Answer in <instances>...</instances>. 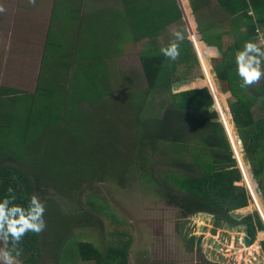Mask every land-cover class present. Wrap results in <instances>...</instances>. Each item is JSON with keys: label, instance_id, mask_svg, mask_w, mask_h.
Masks as SVG:
<instances>
[{"label": "trees", "instance_id": "16d2710c", "mask_svg": "<svg viewBox=\"0 0 264 264\" xmlns=\"http://www.w3.org/2000/svg\"><path fill=\"white\" fill-rule=\"evenodd\" d=\"M122 1L126 7L125 15L120 13L101 17V19H114L112 21H115L113 24L115 26L111 27L112 29H120L126 22L130 26V34L135 37L136 41L144 36L157 35L161 30L182 20V13L176 0ZM189 1L198 24V31L203 36L202 40L210 46L219 48L221 57L213 60L214 71L223 85V92L227 93L228 0ZM239 1L241 6L235 7L232 12L248 11L249 2L238 0V3ZM67 2L69 7L80 4L77 0ZM67 2L62 0L60 8L65 7ZM57 3L58 0L54 3L55 12ZM210 6L213 8L208 9ZM128 8L133 9L135 14L131 13ZM144 9H146L145 14ZM107 30L111 31L109 27ZM52 31L48 35L36 93L29 95L18 89L0 87V199L8 195L7 190L11 186L17 196L16 202L25 206L31 194L35 193L40 196L41 182L48 186L55 184L53 180L48 179L47 175L40 174L38 170L33 169V166H37L36 158H38L36 141L45 134L49 136L50 133L67 131L70 127L77 126V122L85 118V112L79 106L83 103L86 94L91 92L92 83L94 86H97L94 83L95 80L107 83L111 77L103 60L104 57H95L100 51L105 50V46H101V42L96 45L91 43L93 38L99 37V33L94 34L93 31L85 33L88 38H92L88 48L83 49L79 46L74 48L67 45V51H64L65 46L59 39L55 40ZM251 32L256 34L255 29H251ZM50 36H52L51 41ZM195 40L199 45L198 38ZM74 49L77 53L76 57L73 56ZM58 53L61 56L57 57ZM139 59L147 87L143 91L134 93L139 95L135 100L131 99L130 102L124 100L126 104H129V109L121 110V114L124 115L127 112L130 114L129 121L131 122L129 123H133L132 126L135 127L138 135L139 142L135 145L136 149L140 152L145 149L155 151L158 145L167 144L171 148L170 151H166L167 154L168 152L171 154L169 161L174 167L184 170L183 174L172 171L158 179L152 176L153 182L149 181V183L152 182L154 187L151 186V188L156 190L158 196L166 199L170 205L180 208L184 217L208 213L236 226L247 225L250 237L255 241L257 234L264 231V223L259 213L254 212L247 215L239 222L231 215L232 212L249 206V195L245 187L237 185L243 179L242 173L237 167L231 143L224 125L220 122L219 114L210 110L214 105L211 91L204 88L181 93L173 92V85L177 82L196 76L204 77L192 42L185 39L181 43L180 56L174 61L166 58L161 53L160 47L142 50L139 53ZM43 68H46V72ZM47 68H49L48 72ZM206 71L210 77V80L207 78L206 83L209 85L210 82L211 85L213 84L212 87L220 92L214 82L210 66ZM61 75H65L62 85L56 81V77L60 78ZM98 77H103V79H97ZM80 78L83 82L82 87L84 84L88 86H84L77 92L74 89L79 84ZM157 91L167 98L164 112L159 117L145 118L143 111L145 107H151L152 103L149 104L148 100ZM218 95L220 96L218 103L221 113L225 121L229 123L228 109H225L226 104H222L224 95L221 92ZM105 96L111 95L105 94ZM105 96L103 94L98 96L100 99L94 101L93 106L98 104L104 107L114 102H106ZM121 102L124 106L122 100ZM89 108L92 110L94 107ZM230 109L241 135L240 138L246 145L245 152L258 154L259 157V150L264 141V127H255L254 123H251L253 121L248 120L249 107L247 108L238 98L230 101ZM113 114L114 111H109V117H106V111H104V114L94 116L97 117L96 120L104 118L114 123ZM49 127L51 130H48ZM192 139L194 142L191 141ZM186 153L191 157V163L184 159ZM167 154L164 153V155ZM262 156L259 157L261 160L256 159L255 161L259 167H263L256 174L260 189L264 186L262 183L264 153ZM94 161L99 162L97 159ZM122 171L119 176L120 180L126 175V169ZM102 175L97 174V179L92 178L100 181L101 178L103 179ZM261 191L264 194V189ZM97 203L88 202L89 213L83 209L71 215L61 214L62 216L58 218L59 213L52 212L50 218L47 219L45 229L40 234L29 232L22 238L19 246L23 249V254L17 260L23 264H43L46 251H52L54 264H61L69 230L72 227L91 226L92 210H95L97 214L104 213L105 207ZM201 225H204V222ZM46 231L49 233L48 236L45 235ZM261 245L264 250V242ZM127 248L128 243L120 244L119 242L103 252L90 242L77 243L80 260L94 264H127Z\"/></svg>", "mask_w": 264, "mask_h": 264}, {"label": "rangeland", "instance_id": "374dc122", "mask_svg": "<svg viewBox=\"0 0 264 264\" xmlns=\"http://www.w3.org/2000/svg\"><path fill=\"white\" fill-rule=\"evenodd\" d=\"M37 1L38 3L33 6L28 3V0H0V6L5 9L1 16L2 19L0 18L2 23L0 29V87L17 88L23 92L35 90L41 71L44 40L51 24V10L54 3V0ZM61 1L58 0L59 7L57 3L58 18L55 19V22L61 18L58 14ZM79 3L82 9L96 4L89 0H81ZM104 4L105 2L102 0L100 7ZM118 4L121 6L120 1ZM36 8L41 10L42 14L36 13L34 16L30 13ZM181 8L184 9L182 4ZM212 8L210 6L208 9ZM19 11L24 13L20 12L17 16ZM25 13H28L26 18L24 17ZM109 16L111 15L103 14L99 18ZM23 19L25 23L28 22L26 29H24L25 26L21 27ZM112 20H101V24L95 22L94 25L99 27L92 29L94 34L99 33V38L96 37L91 43L93 45L104 43L106 52H111L124 40L129 42L132 36L126 22L120 29L114 28V32L108 31L106 26L115 24V21ZM104 22L107 23L104 24ZM182 22V24L169 27L154 40H146L141 44L136 43L134 48H131L130 45L119 48L121 51L120 61L118 62L116 58L117 63H114L113 66L115 69L124 71H127L128 68L134 70V89L143 91L144 87H147L142 77L144 75L141 71L138 54L147 48L160 47L161 49L162 44H167L172 39V32L177 29L185 32V38H190L188 23L183 20ZM190 26L192 27V25ZM67 32L65 27L62 32L64 34L60 36L57 31H52L55 40L58 37L61 44L65 46L64 51H67L68 43L72 42L69 39L71 36ZM193 32L196 34L194 30ZM194 33H192V39L196 42ZM100 36H105V39L102 40ZM91 39L84 38L83 40L90 41ZM51 40L52 36H50ZM198 42L201 47L198 50L199 53L202 52L203 56L201 53L200 56L206 70L210 63L207 61L205 47L200 40ZM56 56L59 57L61 54L58 53ZM210 67L214 79H216L214 64L212 63ZM43 71L46 72V68H43ZM48 71L49 68H47ZM206 78L210 80L207 71ZM215 81L218 84L217 80ZM104 82L95 80L94 83L97 86H94L93 92L86 94L85 105L82 107L85 118L77 122V126L70 127L67 131L50 133L49 136L45 134L36 141L38 158H36L37 166H33V169L38 170L40 174L47 175L48 179L55 183L48 186L41 182L40 196L37 194L46 205L44 212L46 222L52 212L59 213L58 218L63 214L71 215L75 211L79 213L83 209L88 212L89 201L98 202V205L105 207L104 213L97 214L95 210L91 211L93 215L91 226L68 229L61 264H94L83 262L78 257L77 243L81 241L90 242L103 252L110 246H116L119 242L120 244L126 242L128 243L127 264H264V250L261 245L264 242L262 232L257 234L256 241L251 247L240 242L244 236L245 227L243 225L236 226L227 222L224 228H217L216 235H212L211 219L210 221L202 220L198 215L197 217H184L180 208L170 205L166 199L158 196L156 190L151 188V186L154 187L152 176L158 179L172 171L183 174L184 170L174 167L169 161L171 154L170 152L167 154L166 151H170L171 148L167 144L158 145L155 151L145 149L140 152L136 149L135 145L139 142L137 131L132 126L133 123H129L131 122L129 121L130 114L127 112L123 115L121 110L129 109V104L126 102H130L131 99L135 100L139 95H132L133 93L127 90L123 96L118 97L113 89L114 83L107 86V83ZM84 86L88 85L84 84ZM109 88L111 91L108 90ZM183 89L181 88L177 92L181 93ZM45 91L48 94V90ZM101 94L104 96L110 94L111 96H105L104 100L114 102L108 103L109 105L104 107L93 106L94 101L100 99L98 96ZM154 95L148 100L149 104L152 103L151 107H145L143 111L145 118L159 117L164 112L166 96L160 91L155 92ZM223 95L222 104L225 105L228 102V93L223 92ZM89 107L94 108L91 110ZM226 108L228 109L227 105ZM104 111H106V117H109V111H114L113 120L110 118L114 123L104 118L96 120L97 117L94 115L104 114ZM232 129L235 139H237L236 130ZM48 130H51V127ZM191 141L194 142L193 139ZM236 145L238 146L237 143ZM243 145V149H246L245 143ZM241 155L250 181L252 182V178H254L255 184L259 185L256 174L263 167H259L255 161L256 159L261 160V158L258 157V154H249L245 150L241 151ZM140 157L142 158L140 159ZM95 159L99 162L94 161ZM184 159L191 163L188 153L184 155ZM237 167H239L238 163ZM101 169H103L102 172H99ZM123 169H126V175L120 180L119 176ZM97 174H104L102 175L103 179L95 180ZM92 177L95 179L93 180ZM149 181L152 182L149 183ZM241 183L243 184V182ZM262 183L264 184V178ZM45 189H47L46 192ZM261 189H264V186H261ZM253 190L255 191L254 188ZM260 195L264 206L262 191H260ZM254 212L256 209L250 203L248 207L237 210L231 215L239 222ZM211 215L217 218L216 215ZM203 222L204 225H201ZM65 227L68 228L67 225ZM201 227L204 229L201 230ZM234 229H239V241L236 239L239 233L234 232ZM45 235H49L48 231ZM44 257L43 264H54L52 251H46ZM15 264L22 263L16 260Z\"/></svg>", "mask_w": 264, "mask_h": 264}, {"label": "crops", "instance_id": "0c3cea01", "mask_svg": "<svg viewBox=\"0 0 264 264\" xmlns=\"http://www.w3.org/2000/svg\"><path fill=\"white\" fill-rule=\"evenodd\" d=\"M64 1L67 2L68 0H64ZM89 1L95 2L96 3L95 6L84 7L82 9L81 4L75 5L74 7H71V6L69 7L67 5L68 2L65 3V7L63 6V7L59 8V11H58V14L61 16V18L55 22V19L58 18V15L56 14L55 9H54V3H56V0H54L53 9L51 10V20H50L51 24L48 27V29H49L48 34L44 40L45 46H44L42 61H43L45 49L47 46L48 35L50 34L51 30L57 31L59 33V36H60L61 34H64L62 32L64 31V27H65L67 29V31L69 32V33L68 32L67 33L71 36V37H69V39L72 41L71 43L70 42L68 43V46L71 45L74 48H77L79 46V47H82L83 49H86L89 47V41L83 40L84 38H88V35L86 36L84 34L85 33L87 34L88 31H90V32L93 31L92 29L94 27H99V26H95L94 23L96 22V23L101 24V22L103 21L102 19L99 18L101 15L108 14V15L114 16V15H118L120 13L125 15L124 13H125L126 7L124 6L122 0H104L105 4L102 7H100V3L102 2V0H101V2H100V0L99 1L97 0V2H96V0H89ZM118 1L121 2V6H119ZM148 1L151 2V0H148ZM212 1L216 2L218 0H212ZM247 1L249 2L248 11H246V12L245 11L232 12V10H234L235 7L241 6V3H240V1L238 3V0L237 1L236 0H228V92H227L228 93V102L226 103V105L228 107L229 119L231 118L233 120V115H232L231 109H230V101L233 98H238L241 102H243L247 106V108L249 107V110L247 112L248 120L253 121L251 123H254L255 127L263 128L264 127V78H261V80L257 84H254L251 87H241L242 80L240 79V77L237 73L236 63H235V55L239 50H241L243 48L245 42L253 41L256 43H260L261 41H264V0H247ZM78 2H79V0H77V3ZM176 2L180 8L181 13H182V20L186 21L188 23L189 32L194 33L193 32V30H194L198 36L197 37L196 34L194 33V38H199L200 42L205 47L204 49H205V52L207 53V55H206L207 61H208V63H210V66H211L213 63V60L217 58V53H219V58L221 57V53L219 51V48H217L216 46H210L208 43H206L202 40L203 36L198 31V24H197L196 19L193 15V11H192V8L190 5V1L189 0H180V1L176 0ZM180 2L184 6V9L181 8ZM230 2H231V4H230ZM36 3H38L37 0H36ZM37 8L34 9V11H31L30 13L34 16L36 13H38L39 15L42 14V11L37 9ZM129 10L131 13L135 14V11L133 9H129ZM149 10H151V8ZM183 10L185 11V14L183 13ZM60 11H61V14H60ZM145 11H146V9L143 10L144 14H145ZM4 12H0V18ZM20 12L21 11H19L17 13V16L20 14ZM21 13H24V12H21ZM26 15H28V13L24 14L25 18H26ZM185 15H186V17H184ZM89 16H91L92 18H90ZM94 19H96V21H94ZM182 20L179 23H175L173 25L182 24L183 23ZM105 23H107V22H104V24ZM173 25H171V26H173ZM190 25H192V27ZM1 26H2V23L0 22V29H1ZM26 26H28V22L26 21V23H25V20L23 19L21 22V27H24V29H26ZM113 26H115V25H113V24H111L109 26L107 25L106 28L109 27V29H111V32H114L113 31L114 28L113 29L111 28ZM171 26H169V27H171ZM169 27L165 28L164 30H161V32H159V34H157V35H154L151 37L144 36V38H141L139 41H136L135 37L132 35L131 36L133 38L132 40L130 37L129 42L127 40L120 42L117 48H114V49L111 48L112 49L111 52H106L104 50V51H100L98 55L95 54L96 55L95 57H98V56L101 58L104 57L103 60L106 63V65L108 67L107 70L111 76L109 78V81L107 82V86H110V84L112 82L114 83L115 86L113 85V87H114L113 89H114L115 95H117L118 97H121L126 93L127 90H130V92H132L133 94L138 92V91H142L140 89H134V86H135L134 77H135V75H134L133 69L128 68L127 71H124V70H119V69L114 68L113 64L117 63V61L118 62L120 61L119 58L121 57V54H120L121 51L119 50V48L126 47L127 45H130L131 48L132 47L134 48L136 46V43L141 44V43H143V41H146V40L147 41L154 40L155 37L162 35V33L164 31H166V29H168ZM128 28L130 31V26ZM251 29H255L256 34H253L251 32ZM192 35L193 34H190V38H185V39L192 42ZM34 36L36 38L35 34H34ZM100 37L102 38V40L105 39V36H100ZM57 39H58V37H57ZM94 39H96V37L93 38V40ZM192 44H193V42H192ZM198 44H199V42H198ZM101 46H105V44L102 43ZM193 46H194V44H193ZM197 47L199 49H201V47H199V45H197ZM194 48H195V46H194ZM196 53H197V51H196ZM200 53L202 55V52H200ZM73 56L74 57L77 56V53H75V49L73 52ZM138 56H139V54H138ZM109 58H111V59H109ZM116 58H117V61H116ZM199 62L201 64L200 59H199ZM123 63H125V62H123ZM141 71H142V68H141ZM142 73H143V71H142ZM40 76H41V71L39 72L37 84H38V81L40 79ZM64 77H65V75H61L60 78L56 77V81H59V84L62 85V80L64 79ZM142 77L144 78V76H142ZM204 77H205V75H204ZM204 77L196 76L193 78L183 80V81H186V80H192V81L189 85L182 87V88H184L182 92L189 91V90H200V89L208 88L207 83H205L206 79H204ZM215 77H216V79H214V80H217V82H218V84H217L215 81V84L217 85V87L219 88L220 91L221 90L223 91L224 90L223 85L221 84L220 80L217 78L216 72H215ZM97 79H103V77L102 78L98 77ZM144 81H145V79H144ZM183 81H180V82H183ZM82 83H83L82 79L80 78L79 84L76 85V88L74 89V91L76 90L77 92H79V90H81L84 87V85L82 87ZM145 84H146V81H145ZM117 87H118V89H117ZM36 88H37V85H36L35 90L33 92H23L20 89H18V90L22 91L25 94L31 95V94L36 93ZM89 88H90V86H89ZM14 89H17V88H14ZM90 89H91V92H93V89H94L93 83H92V88H90ZM145 89H146V86L144 87V90ZM108 90H110V88ZM173 92H175V91H173ZM222 94H223V92H222ZM76 95L77 94L75 93V96ZM84 105L85 104H84V100H83V103H81L80 107H83ZM96 106L99 107L98 104H95V107ZM233 128H234V130H236L235 131L236 136L239 137V139L242 141V139L240 138L241 136L238 132V129L236 127L235 122L233 124ZM262 143H263V145H262L261 149L259 150V157H262V154L264 153V141ZM243 147H244V145H243ZM244 150L245 149H243V152H244ZM244 156H245V153H244ZM249 167L251 168L250 164H249ZM256 197H257V202L260 203L261 207L264 210V206L261 203V199L257 195V193H256Z\"/></svg>", "mask_w": 264, "mask_h": 264}, {"label": "clouds", "instance_id": "9594fccd", "mask_svg": "<svg viewBox=\"0 0 264 264\" xmlns=\"http://www.w3.org/2000/svg\"><path fill=\"white\" fill-rule=\"evenodd\" d=\"M28 3L35 6L36 0H28ZM4 11L3 6H0V12ZM184 39V31L180 29L174 30L172 32V39L167 44H162L161 53L169 60L174 61L178 59L180 56V45ZM217 58H219V53H217ZM235 63L237 73L242 80L241 87H251L257 84L261 78H264V41L260 43L253 41L245 42L243 48L235 55ZM234 158L237 160L238 168L240 169V162H238L235 155ZM242 178L243 187H245L249 195V204L251 203L254 206L243 174ZM252 181L255 184L254 178H252ZM255 188L261 197L259 185L255 184ZM7 192L8 195L0 199V264H15L16 259L23 254V249L19 246L22 238L29 232L40 234L45 229L44 212L46 205L35 193L31 194L25 206L16 202L17 196L11 186ZM256 212H258L257 209ZM201 214H198L200 218ZM238 235L240 239V233ZM255 241H253V244ZM241 242L243 243V237Z\"/></svg>", "mask_w": 264, "mask_h": 264}, {"label": "water", "instance_id": "95a60500", "mask_svg": "<svg viewBox=\"0 0 264 264\" xmlns=\"http://www.w3.org/2000/svg\"><path fill=\"white\" fill-rule=\"evenodd\" d=\"M180 1V0H179ZM180 4H181V2H180ZM183 13L185 14V11L183 10ZM184 17H186V15L184 16ZM190 34H192L191 32H190ZM193 36V35H192ZM192 42H193V44H194V46H195V49H196V51H197V54H198V57H199V59H200V61H201V65H202V67H203V70H204V75H205V77H204V79H206V70H205V68H204V66H203V64H202V59H201V56H200V53H199V50H198V47H197V45H196V42L194 41V39H192ZM191 81L192 80H186V81H183V82H177V83H175L174 85H173V91H175L174 93H179V92H177L178 90H180L183 86H187V85H189L190 83H191ZM207 86H208V89L211 91V94H212V96H213V98H214V105L211 107V111H216L217 113H218V110H219V103H218V100H217V97H216V94H215V91L213 90L212 91V87H211V83L209 82V85L207 84ZM220 122L222 123V121L220 120ZM230 123L233 125L234 124V121L230 118ZM244 184V183H243ZM242 183H237V185H241V186H244ZM210 216L208 215V214H206V213H202L201 214V219L202 220H206V219H208ZM214 223H217V220H214ZM204 229V227H201V230H203ZM245 229H248V226L246 225L245 226ZM234 232H236V233H239V229H234ZM213 233V235H216L217 234V231H213L212 232ZM239 236V235H238ZM243 243L247 246V247H251L252 245H253V240L251 239V237H250V235H249V232L247 231L246 233H245V236H243Z\"/></svg>", "mask_w": 264, "mask_h": 264}, {"label": "built area", "instance_id": "2783aa9c", "mask_svg": "<svg viewBox=\"0 0 264 264\" xmlns=\"http://www.w3.org/2000/svg\"><path fill=\"white\" fill-rule=\"evenodd\" d=\"M211 87H212V85H211ZM213 90H214V89H213V87H212V91H213ZM218 114H219V116H220V119H221V121H222V124L224 125V127H225V129H226V132H227V135H228L229 141H230V143H231V146H232V149H233L234 155H235V157L238 159V162H239L240 157H239V153H238V150H237V149H239L240 151H242V150H243V143H242V141L239 139V137H237V139H236V141H235V142L238 144V146L234 143L233 138H232V135H231L230 132H229L228 125H227V123H226V121H225V119H224L223 114L221 113V109H220V108H219ZM236 146H237V147H236ZM241 149H242V150H241ZM239 164H240V163H239ZM240 167H241L240 169H241V171H242V174H243V176H244V178H245V180H246L247 189H248L249 194H250V196H251V201L254 203V206L256 207L257 211L260 213V215H261V217H262V219H263V221H264V216H263V214H262V212H261V209H260V207H259V205H258V203H257V200H256V197H255V195H254V192H253V190H252L250 184L248 183V180H247L246 174H245L244 169H243V167L241 166V164H240ZM255 192H256L257 195L259 196V193H258V191L256 190V188H255Z\"/></svg>", "mask_w": 264, "mask_h": 264}, {"label": "bare ground", "instance_id": "6f19581e", "mask_svg": "<svg viewBox=\"0 0 264 264\" xmlns=\"http://www.w3.org/2000/svg\"><path fill=\"white\" fill-rule=\"evenodd\" d=\"M208 67H209V65H208ZM212 74V73H211ZM212 76H213V74H212ZM213 79H214V76H213ZM206 81H207V78H206V80H205V83H206ZM214 82H215V80H214ZM213 85V84H212ZM217 86V85H216ZM218 88V87H217ZM214 89V91H215V94H216V97H217V100H218V102L220 101V96L218 95V94H220V92H217L216 90H215V87L213 88ZM219 90V89H218ZM220 91V90H219ZM226 123H227V125L230 123H228L227 121H226ZM229 128H231V129H229V132H230V134L232 135V138H233V141H234V143L236 144V139H235V135H234V132H233V127H232V124L230 123V126H228ZM237 147V146H236ZM238 150V153H239V157H240V160H239V162H240V164H241V166L243 167V169H244V172H245V174H246V177H247V180H248V183L250 184V186H251V188H252V190H253V188L255 189V185L253 184V182H251L250 181V177H249V174H248V172H247V170H246V167H245V164H244V161H243V159H242V155H241V151L239 150V149H237ZM253 192H254V195H255V197H256V193H255V191L253 190ZM256 200H257V197H256ZM258 203V202H257ZM259 204V206H260V209H261V211H262V214H263V216H264V210H263V208L261 207V205H260V203H258ZM262 235H264V233H262ZM241 242V241H240ZM240 257V256H239ZM256 259V258H255ZM239 262V261H238ZM246 263V262H245Z\"/></svg>", "mask_w": 264, "mask_h": 264}, {"label": "flooded vegetation", "instance_id": "af4514ba", "mask_svg": "<svg viewBox=\"0 0 264 264\" xmlns=\"http://www.w3.org/2000/svg\"><path fill=\"white\" fill-rule=\"evenodd\" d=\"M206 214H208V213H206ZM210 217L208 218V219H206V221L207 220H209L210 221V219H211V221H210V223H211V225L212 226H210V228H211V232H213V231H218V229L219 228H224L225 227V223H227L226 221H224V220H220V219H218V218H215V217H213L211 214H208ZM214 220H217V223H214ZM243 220V219H242ZM246 225H244L243 227H245ZM218 228V229H217ZM227 230V229H226ZM210 231V230H209ZM228 231H230L229 229H228ZM234 231V230H233ZM244 231V234L248 231V229H245V230H243ZM249 232V231H248ZM230 234V233H229ZM213 235V234H212ZM249 235H250V233H249ZM236 239L239 241V236H238V234H237V237H236ZM17 260V259H16ZM17 261H19V260H17ZM20 262V261H19ZM21 263V262H20ZM23 264V263H22Z\"/></svg>", "mask_w": 264, "mask_h": 264}]
</instances>
